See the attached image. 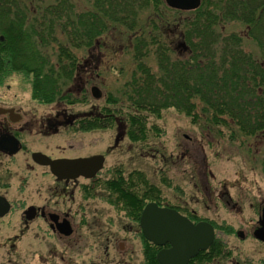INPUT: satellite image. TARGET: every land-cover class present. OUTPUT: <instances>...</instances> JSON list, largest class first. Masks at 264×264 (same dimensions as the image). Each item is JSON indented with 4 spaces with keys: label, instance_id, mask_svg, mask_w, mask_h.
I'll use <instances>...</instances> for the list:
<instances>
[{
    "label": "rangeland",
    "instance_id": "374dc122",
    "mask_svg": "<svg viewBox=\"0 0 264 264\" xmlns=\"http://www.w3.org/2000/svg\"><path fill=\"white\" fill-rule=\"evenodd\" d=\"M71 1L77 13L88 10L92 4L90 0ZM148 13H143L141 22ZM189 15L175 13L181 19ZM173 25L165 24L171 54L175 55L180 53L176 45L180 42L182 27L174 33ZM219 28L225 35L237 33L243 36L244 49L260 55L259 47L247 35L246 23L227 21ZM101 37L100 48H97L100 52L106 36ZM56 44L53 42L46 49L51 63L55 61ZM113 48L101 52L107 71L102 73L100 81L99 88L103 93L100 100L83 92L71 100L41 102L32 97V76L17 72L0 81V100L16 99L18 107L32 109L37 118L55 113V107L63 101L69 107L73 106L70 110L73 112L88 110L92 104H97L103 110L111 108L118 116L125 117L129 112H135L133 106L125 100L113 104L107 96L112 93L117 97L137 63L126 42ZM76 51L77 63L84 64L91 51L88 48ZM98 51L93 50L96 54ZM146 61L153 70H158L153 54ZM75 83V80L67 82L63 91L72 89ZM201 108L195 109L199 116L205 109ZM143 112L147 115L144 139L133 140L127 133L116 142V124L106 126L107 123L89 125L82 130L61 127V131L52 134L44 133L43 128H32L31 134L23 137L30 150L49 149L54 155L105 154L104 169L88 192L81 190V184L89 185V182L80 179L74 186L73 196L54 195L60 187H55L48 168L34 165L28 153L20 152L14 157L0 159L1 189L13 200L12 210L0 218V264H82L96 260L102 264H148L143 252L147 243L141 233L139 218L131 216V210L122 204L124 201L115 202L117 195L107 187L108 181H115L118 174L130 182L133 180L131 184L135 186L130 189L137 196H143L144 192L158 195L161 205L177 208L192 218L207 219L216 226L215 252L220 262L212 258L199 259V263L264 264V244L253 236L264 206L263 144L241 134L234 136L229 127L220 126L219 129V125L204 117H194L173 106L161 110L160 116ZM207 112L212 111L207 109ZM126 121L129 127V118ZM146 181L158 192L150 189ZM22 199L26 204L49 202L69 209L77 226L72 244L69 246L51 235L42 220L26 225L21 218ZM240 230L244 232V238L238 236ZM120 242L124 244L123 250L119 249Z\"/></svg>",
    "mask_w": 264,
    "mask_h": 264
},
{
    "label": "trees",
    "instance_id": "16d2710c",
    "mask_svg": "<svg viewBox=\"0 0 264 264\" xmlns=\"http://www.w3.org/2000/svg\"><path fill=\"white\" fill-rule=\"evenodd\" d=\"M90 1L91 8L77 13L71 0H0V81L11 73H23L32 76L34 99L71 100L78 94L72 89H77L83 74L76 50L88 48L89 57L101 59L103 50L111 51L124 41L132 50L136 69L117 97L110 93L107 100L113 104L125 100L136 113L125 115L128 127L125 117L105 108L106 126L116 124L122 132L121 124H125L130 138L144 139L147 115L143 111L160 116L161 110L173 106L264 146V0H203L200 8L186 12L190 14L186 19L176 17L175 13L184 11L168 7L164 0ZM144 12L149 13L141 22ZM227 21L246 23L247 35L259 47L260 55L244 49L243 36L222 33L219 26ZM167 23L175 24L174 33L182 27L176 45L180 53L175 55L171 54ZM53 42L57 44L51 63L46 49ZM150 54L156 59L157 71L146 61ZM74 80L72 89L63 91V85ZM197 106L205 108L202 116L195 113ZM90 122L104 123L94 117ZM262 167L264 172V157ZM131 182L118 174L107 187L117 195L115 202L124 201V207L138 219L147 202L160 204V199L150 192L137 196L130 189L135 186ZM147 185L158 192L152 183ZM145 242L147 263L159 264L158 248ZM214 256L215 241L189 264Z\"/></svg>",
    "mask_w": 264,
    "mask_h": 264
},
{
    "label": "flooded vegetation",
    "instance_id": "af4514ba",
    "mask_svg": "<svg viewBox=\"0 0 264 264\" xmlns=\"http://www.w3.org/2000/svg\"><path fill=\"white\" fill-rule=\"evenodd\" d=\"M105 59H94L89 57L84 61L81 68L83 70V74L81 75V82L77 83L78 91L77 95H80L83 92L91 93V95L95 98V100H100L103 97V93L99 86L102 84L100 81L102 79V73L106 72L107 69L104 66ZM104 82V80H103ZM99 89V90H97ZM101 95V96H100ZM18 100L10 99V100H0V159L14 157L20 152L28 153V158L33 162L34 165L43 166L48 168V173H50L53 177V183L56 185L57 190L54 191V195L56 193L64 198L65 196H73L74 195V186L79 182L80 179L84 181H88L89 185L81 184V190L84 192L90 191V185L98 182L99 177L88 178L83 174H80L76 177H64L60 178L55 175L48 166L42 165L39 162L35 161L33 158V153L40 152L42 154L48 155L52 159H60V158H82V157H91L95 155H104L103 153H94L87 154L81 156H71V155H54L50 153L49 149H33L30 150V146L28 145L27 140L25 141L23 137L25 135L31 134V129H41L43 128V132L47 134L58 133L61 131V127H69L70 129L82 130L87 129L89 125H92L90 122L93 117L99 118L103 120L105 124V120L107 119V112L104 109H101L97 104H92L88 110H80L77 112L70 111L73 106H68L67 103L60 102L55 107V113L53 114H42L39 118L33 115L32 109L28 110L25 107H18ZM64 130V129H63ZM17 140L19 143L18 149L14 151L13 147L17 145H13L14 141ZM1 161V160H0ZM0 168H2L0 162ZM5 178V177H4ZM2 176L0 175V180H2ZM72 188V190H70ZM0 196L6 199L10 205V211L13 208V200L8 196L7 191H2L0 185ZM21 205L23 206V212L21 214V218L23 222L27 225L36 220H42L51 231V235L55 236L58 240L65 244H72L75 238V233L77 231V226L74 223V220L71 216L70 210L62 209L58 204L55 205L49 202H43L42 204L30 202L28 204L25 203V200L22 199ZM9 211V212H10ZM180 211V210H179ZM181 212V211H180ZM7 215V214H6ZM4 215V216H6ZM3 216V217H4ZM189 216V215H187ZM0 217V218H3ZM190 217V216H189ZM260 217V216H259ZM193 221H200L202 219L192 218ZM214 225V224H213ZM214 227H216L214 225ZM259 227V219L257 222V226L253 230V235L255 234L256 228ZM216 230V228H215ZM65 232H71L70 234H65ZM238 236L244 238V232L238 231ZM216 237V236H215ZM153 247V245H151ZM149 246V247H151ZM151 247V248H152ZM124 244L122 242L119 243V249L123 250ZM122 252V251H120ZM146 255V248L143 250ZM150 252V251H149ZM213 257L215 261L220 262L219 255ZM106 254V252H105ZM105 259V258H104ZM205 259V258H202ZM192 261V260H191ZM190 261V262H191ZM70 262V261H69ZM189 262V263H190ZM199 260H195L194 264H201ZM82 264H102L101 261H88ZM106 264V263H105ZM208 264V263H206Z\"/></svg>",
    "mask_w": 264,
    "mask_h": 264
},
{
    "label": "water",
    "instance_id": "95a60500",
    "mask_svg": "<svg viewBox=\"0 0 264 264\" xmlns=\"http://www.w3.org/2000/svg\"><path fill=\"white\" fill-rule=\"evenodd\" d=\"M176 9L195 10L201 0H165ZM19 143L14 141L13 145ZM18 145L13 149L16 151ZM35 161L49 165L51 171L60 178L76 177L80 174L90 177L95 175L104 163L102 155L85 158L52 159L40 152L33 153ZM9 202L0 196V217L9 211ZM260 226L255 230V236L264 242V208L260 217ZM140 227L145 238L163 247L157 253L160 264H188L201 250L208 249L215 239V228L208 221L194 223L177 209L160 206L156 202L145 205L140 216ZM69 234L70 232H65Z\"/></svg>",
    "mask_w": 264,
    "mask_h": 264
}]
</instances>
